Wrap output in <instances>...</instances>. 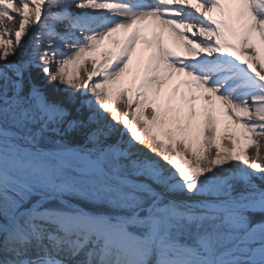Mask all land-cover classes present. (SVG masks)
I'll list each match as a JSON object with an SVG mask.
<instances>
[{
	"label": "snow or ice",
	"instance_id": "obj_1",
	"mask_svg": "<svg viewBox=\"0 0 264 264\" xmlns=\"http://www.w3.org/2000/svg\"><path fill=\"white\" fill-rule=\"evenodd\" d=\"M262 140L264 0H0V264H264Z\"/></svg>",
	"mask_w": 264,
	"mask_h": 264
},
{
	"label": "bare ground",
	"instance_id": "obj_2",
	"mask_svg": "<svg viewBox=\"0 0 264 264\" xmlns=\"http://www.w3.org/2000/svg\"><path fill=\"white\" fill-rule=\"evenodd\" d=\"M16 2L19 3V0H16ZM148 2H152V1H148ZM18 22H19V17L17 16L16 19H15V22H7L6 26L8 28L13 29V31H14L15 30V27H18ZM4 38L7 39L8 37L5 36ZM13 39H14V37H13ZM23 39L27 42L28 46L30 47L31 46V42H32L31 37L30 36H25ZM44 43L47 44V41H45ZM86 67H87V70L88 71H91V62H88V64L86 65ZM80 73H81L82 76H84L85 75V69L84 68H81L80 69ZM43 79H44L43 73H38V75H37L38 82L41 81V80H43ZM53 83H55V82H53ZM72 91H75V89H72ZM81 91H82V89H81ZM122 114H123V110H121V115ZM105 115H107V116L110 117L111 114L110 113H105ZM116 126L118 128H122L123 127L119 123H117ZM125 138H127V135L125 136ZM261 143H262V145H264V140H262ZM137 146L139 148H141L143 151L147 152V145H146V143L145 144H138ZM180 147L182 148L183 146H180ZM249 153H250V155H254L255 149L254 148H250L249 149ZM156 158H158V157H156ZM261 159L264 160V148H262ZM161 163L163 164L164 162L161 161Z\"/></svg>",
	"mask_w": 264,
	"mask_h": 264
}]
</instances>
